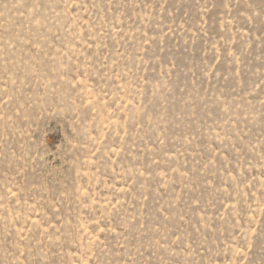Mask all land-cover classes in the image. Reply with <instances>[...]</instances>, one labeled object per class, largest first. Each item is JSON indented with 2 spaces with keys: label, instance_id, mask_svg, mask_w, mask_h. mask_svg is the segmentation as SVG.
Here are the masks:
<instances>
[{
  "label": "rangeland",
  "instance_id": "rangeland-1",
  "mask_svg": "<svg viewBox=\"0 0 264 264\" xmlns=\"http://www.w3.org/2000/svg\"><path fill=\"white\" fill-rule=\"evenodd\" d=\"M0 264H264V0H0Z\"/></svg>",
  "mask_w": 264,
  "mask_h": 264
}]
</instances>
